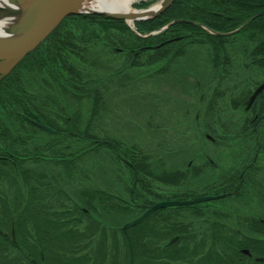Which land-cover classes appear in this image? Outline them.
Instances as JSON below:
<instances>
[{
    "label": "trees",
    "instance_id": "trees-1",
    "mask_svg": "<svg viewBox=\"0 0 264 264\" xmlns=\"http://www.w3.org/2000/svg\"><path fill=\"white\" fill-rule=\"evenodd\" d=\"M199 1L202 3H198ZM150 2L151 0L145 3L142 2L137 6L144 7ZM263 8L264 0H175L159 16L134 23V27L139 34H146L160 28L169 21H174L166 31L147 37L138 36L121 19L103 15L75 14L67 18H78V20H82L80 22L82 24L77 22L72 24L71 22L69 27L66 25L67 21L60 22L45 41L40 44V49L44 47V50H40L38 47L26 55L12 69L14 71L0 81V264H32L31 260L38 264H85L86 261H90L91 264H103L102 260L100 262L94 257L87 246L91 245L90 240L92 238V240L99 242V247L95 251L102 249L104 252L105 245L109 244L105 242V238L111 237L112 234L118 240L117 232L122 238L124 259L128 261L127 241L120 225L136 217L157 200H186L193 195L191 192H182L174 193L168 197L159 195L156 198L157 193L150 191L152 188L151 182H162L176 186L183 181L184 172L179 169L155 172L150 165V155L144 153L141 148L135 144L126 148L124 145L125 137L117 139L105 132L100 134L99 131H96L95 127L97 125L94 124L98 122L100 113L104 109L102 103L103 100L105 101L104 89L106 83L115 75L114 73L112 76H108L109 71L107 69L113 68L114 65L112 66L109 60L108 62L101 61L100 49H97L94 45H92V47L94 46L93 53L97 56L92 54L90 59L82 56V53L88 50L87 41L89 42L93 36L89 37L88 40H81V31L78 34L75 30H69L70 28H81L82 25V28H85L83 30L84 34L94 31V29L96 34L98 31L107 30L105 31L107 35L99 37L98 34L93 39L99 37L97 43L100 42V46L105 45L111 53L123 54L125 52L122 55L124 59L122 67L127 69L151 66L162 59H167L169 56L173 60L175 58L183 60L189 54L188 51L191 46L198 45L202 41H210L215 45H211L214 47V49H211L216 54L220 51L217 60L226 65L222 68L218 79L220 81L231 76L234 65L232 61L235 62V60L232 56L234 53L231 52V57L229 55L230 52L228 51L231 50L233 45L228 41L233 39L238 40L236 44L237 51L241 55V64H236L240 65L243 70L253 69L254 71L264 72V12L254 17L235 33L229 35L212 34L206 31L203 26L216 32L225 33L237 28L248 20L253 13ZM63 25L64 27L61 28ZM90 25L95 28L90 30ZM168 35L170 36L168 37ZM184 40L186 42L180 45L177 50L173 47L174 45L171 46ZM225 41L229 43L228 46L231 48L225 46L222 48ZM161 44L163 45L161 46ZM216 48H218V51L215 50ZM77 58L95 65L91 66L89 64L85 68L82 66L83 64H77ZM27 62L38 65L40 69L50 75H56L53 72L57 70L61 82L64 79L63 76L67 75L65 85L68 84V89L75 93V97L71 98L77 99L79 106L84 101L89 102L88 117L81 129H77L76 124H73L71 113L67 112L68 109L64 111V106L61 110L67 112L65 116H62V121L65 124L64 128H58L44 112L39 110L41 109L40 105L35 104V98L31 91L23 87L21 81H17V75H14L18 70L17 68L29 66ZM163 69H158V71ZM150 76L153 78L157 76V70L151 72L148 77ZM132 81L131 78L126 83L119 80L112 82V85L109 84L108 87L110 89L114 85V89L122 88L132 83ZM250 91L246 89L244 94L247 96ZM217 94L220 93L217 92ZM263 95L262 92L256 98L257 101L255 100L251 109L257 118L263 112ZM219 99L211 96L204 99L207 113L205 116L209 115L211 122H214L213 115L218 109ZM230 104L233 108H237L241 102L240 100L237 103L232 101ZM65 108L67 107L65 106ZM255 120L253 119L252 122L248 118L247 122H243L239 126H253ZM207 121L210 122L208 119ZM39 124L46 125L54 132H47ZM147 127V130H149V124ZM207 129L210 131L208 140L216 144L219 135L214 133L210 127H207ZM100 130L103 131V129ZM41 134L49 137L41 138ZM101 151L105 152L107 158L113 160L112 164L117 162L121 167L129 169L133 194L129 196L131 197L129 201L117 192L112 191L110 183L106 185L107 187L99 188L81 181L83 178L78 174L77 162L81 166V161L88 160V156ZM256 152H259V150L257 149ZM107 166V172L111 174V165ZM114 172L112 168V173L114 174ZM61 173L67 174L70 178H75L78 182L74 190L77 193L74 194L72 191L71 198L67 202L58 193V188H61V186L57 185L60 181L64 183V180L60 178ZM217 183H215L216 187H218ZM229 187L218 192L227 194L229 193ZM52 190L57 191L56 195L60 197L59 205L62 204L63 207L66 203L65 206L70 210L66 209L64 212L73 215L72 220L76 224L69 225L68 222L71 220H66L67 216L61 222L58 217L60 213L57 212H54V215H57L55 220L45 215L43 207H47L45 205H48V203L44 200L50 198L48 193ZM65 192H69V190L65 189ZM54 195L51 197H54ZM37 196L42 199L38 200L37 198L34 203L33 200ZM150 198H153V200H150ZM221 198L219 197V200ZM69 202L72 206L69 205ZM139 203L143 205L140 209L137 208ZM175 208L176 210H170L168 213L170 215L168 218L173 221L184 219L185 214L179 212L180 208L197 210L199 205H180ZM163 209L152 212V215L156 213L153 218L151 217L152 219L148 217L127 229L132 247L133 264H178L179 261H188V258L184 256L182 243L187 239L186 233L190 229L189 223L185 226V229L187 227L186 232H183L182 223L178 224L181 227L176 226V236H170L171 238L166 241V245L158 238H151L149 235L150 229L155 227L153 223L162 221L159 220L160 218L157 220V216L161 214L157 213ZM35 214H39V216H35ZM30 217H33V219ZM149 220L154 221L150 223ZM143 223H148L149 228L145 234L141 233ZM250 223L252 231L259 233L256 238L251 239L256 250H250L264 255V238H261L264 236L261 233L264 229V221L263 219H253ZM165 233L169 234V227L166 228ZM31 236L32 241H30ZM62 236H66V238L64 239ZM83 238L85 239L82 240ZM65 240H68V242ZM76 240L79 244L78 249L73 253L75 256L71 258L68 247L76 244ZM248 247H251L249 243L242 244L239 248L248 249L249 251ZM54 253L59 255L57 256ZM239 254L247 257L244 253ZM215 255L220 256L219 253H215ZM219 263L264 264V257L262 256L258 262L238 263V260L234 257L227 255L226 258L221 257ZM105 264H113V262L110 260ZM209 264L211 263L209 262Z\"/></svg>",
    "mask_w": 264,
    "mask_h": 264
},
{
    "label": "rangeland",
    "instance_id": "rangeland-1",
    "mask_svg": "<svg viewBox=\"0 0 264 264\" xmlns=\"http://www.w3.org/2000/svg\"><path fill=\"white\" fill-rule=\"evenodd\" d=\"M145 1L149 2L150 0H134L132 8H135L138 3H145ZM152 1L148 6L156 3L158 0ZM86 2L87 0H83L84 4ZM198 3L202 2L199 1ZM263 10L264 8L260 11ZM63 21H67V24H65L69 27V23L71 22L72 24L82 22L78 18L66 19L65 17L60 22ZM89 28L92 30L95 27L90 25ZM84 29L81 25V28H70L69 30H75L78 34L81 31V40H88L91 36L94 38L98 34L99 37L107 35V32H105L107 30L103 32L98 31L96 34V30L94 29V31H89L90 34H84ZM166 29L162 32L166 31ZM235 29L227 33L232 34ZM205 30L211 31L210 29ZM46 38L25 54V56L38 47L40 49V44ZM93 38L89 42L87 41L88 50L82 53V56H86L88 59L92 58L91 55L95 54L93 53V47L96 46L97 49H100V54H102L100 60L107 62L109 60L112 66L114 65L113 68L107 69L110 72H108V76H112L115 73L114 77L108 80L104 89L105 101L103 100L102 103V108L104 109L100 113L98 122L94 124L97 125L95 127L96 131H99L100 134L105 132L117 139L125 137L124 145L126 148L132 144L141 148L144 153L150 155V165L155 172L171 171L174 169L184 172L183 181L176 186L167 185L162 182H151L152 188L150 191L157 193L156 198L159 195L168 197L174 193L182 192H191L193 193L192 196L206 194L213 198L217 196L222 197L220 200L218 198L197 203L199 205L197 210L190 208L178 209L180 213L185 214V217L182 220L176 218L177 221L168 218L170 216L168 213L170 210H176L175 207L179 205L162 208L163 210L157 213H161L157 216V220L160 218L159 220L162 221L153 223L155 227L150 229L149 233L151 238H158L166 245L167 240L176 236L175 228L178 224L182 223L183 232H186L187 227L185 229V226L189 223L190 229L186 233L187 239L182 243L184 256L188 258V261L183 259L184 261H179L178 264H209V262L211 264H220L221 257L226 258L227 255L234 257L238 260V263L260 261L264 255L252 251L256 249L253 246L254 243L251 242V239L256 238L259 233L252 231L250 222L253 219H263L264 221V107L262 108L263 112H261V115H258L259 118L253 123V126L243 125L244 127H240L239 125L247 122L248 118L250 119L254 115L252 110L250 112V110L245 109V104L248 95L264 80V72L259 70L254 71L253 69L243 70L240 65L236 64H241V55L237 51L238 47L236 44L238 40L234 39L228 41L233 45L232 48L228 46L229 43L227 41L222 44V48L224 46L231 48L228 52H230V57L232 55L231 52L234 53L232 56H234L235 62L232 61L234 65L231 70V76L219 81L222 68L226 65L217 60V55L220 51L216 54L213 50V46L215 45L210 41H202L198 45L191 46V49L188 51L189 54L183 60L176 58V60H173L169 56L167 59H162L151 66L127 69L126 67H122L124 65L122 55L125 52L123 54L111 53L105 45L100 46V42L97 43L98 38ZM185 42V40L179 41L176 45L174 43L171 46L174 45L173 47L177 50ZM163 44L165 43L163 42ZM92 45L94 46L92 47ZM40 50H44V47ZM215 50L218 51V48ZM77 59V64H83L82 66L85 68L89 64L91 66L95 65L89 61ZM27 64L29 66L17 68L18 70H16L14 75H17V81H21L23 87L31 91L35 98V104L40 105L41 109L39 110L44 112L58 128H64L65 124L62 121V116H65L69 112L71 113L70 116L73 124H76L77 129H81L88 117L90 104L84 101L79 106L78 100L71 98L75 97V93L68 89V84L67 86L65 85L68 78L67 75L63 76L64 79L61 82L57 75V70L53 72L56 75H50L46 71H43V69H40L38 65L30 62H27ZM4 66V61H0V71L5 69L6 66ZM12 69L13 67L5 76L10 72L12 73L14 71ZM158 69L163 70L158 71ZM156 70L157 76H154V78L148 77L151 72ZM4 77H1L0 81ZM248 77L250 79H247ZM129 78L135 82L132 81V83L122 88L114 89V85L110 89L108 87L109 84L112 85V82L114 83L119 80L126 83ZM246 89L251 90L247 96L244 94ZM217 92L220 94H217ZM262 92L264 93V89ZM210 96L220 98V101L217 103L218 109L213 115L214 122H211L209 115L205 116L207 113L205 108L206 101L204 99H208ZM258 96L256 95V98ZM239 100L241 104L237 108H233L230 102L237 103ZM63 106L64 111L68 109L67 112L61 111ZM148 124L149 130H147ZM39 125L41 126L42 124ZM207 127H210L214 133L219 135L216 144L208 140L210 131ZM100 129H103V131ZM40 137L49 136L41 134ZM257 149L259 152H256ZM112 163L113 160L109 159V157L107 158L105 152L101 151L95 155L88 156V160L81 161V166L80 164L78 165V162L76 165L79 167L78 174L83 178L82 182L98 186L99 188L107 187L106 185L110 183L112 191L117 192V194L129 201L131 198L129 196L133 195L130 171L128 168L121 167L117 162ZM107 165H111V174L107 172ZM77 167L75 168L76 170ZM112 168L115 171L114 174L112 173ZM61 174L60 178L64 180V183L60 181L57 185L61 186V188H58V193L67 202L71 198L70 194L74 192L75 185L78 182L75 178L67 176V174ZM216 182H218V187L215 186ZM228 186H230L228 189L229 193L218 192L222 189H227ZM65 189H68L70 193H64ZM56 192L52 190V192L48 193L50 198L44 200L48 203V205H45L47 207H43L45 215L55 220L57 215H54V212H57L60 213L58 217L61 222L67 216L66 220H71L68 222L69 225L76 224L72 220L73 215L65 214L64 212L66 209L70 210L65 206L66 203L63 207L62 204H58L60 197L56 195ZM76 193L75 191L74 194ZM53 195L54 197H51ZM37 198L38 200L42 199L40 196H37L33 200L34 203ZM150 200H153V198H150ZM157 201L160 202V200ZM69 205L72 206L71 202H69ZM142 207L141 203H139V207L137 206L139 209ZM152 212H149L141 221L148 217L153 218L156 213L152 215ZM141 213L136 215V217ZM35 216H39V214H35ZM134 218L126 222H130ZM153 221L149 220L150 223ZM124 223L120 225L121 230ZM143 225L141 233L145 234L149 229L148 223H143ZM178 226L181 227V225ZM167 227H169L168 235L165 233ZM261 233L264 235V229H262ZM117 236L121 239L120 241L112 234L111 237L105 238V242L109 244L104 243L106 244L104 252L102 249L95 251L99 247V242L94 239L92 240V238L90 240L91 245L87 247H89V251L93 253L94 257L100 262L102 260L103 264L110 260L113 264H126V262L127 264H130V262L133 264L131 242L132 257L130 259L129 245L127 243V261L124 259L122 238L118 232ZM63 238L65 239L66 236ZM261 238H264V236ZM65 241L68 242V240ZM248 243L251 247H248L249 251L247 249V253H244V248L239 247L242 244ZM78 245L76 240V244L68 247L71 258L75 256L73 253L78 249ZM108 245H110L109 249ZM215 253H219L220 256L217 257ZM239 253H244L247 257H243ZM54 254L59 255L57 253ZM104 256L105 258H103ZM85 264L91 263L90 261H86Z\"/></svg>",
    "mask_w": 264,
    "mask_h": 264
},
{
    "label": "water",
    "instance_id": "water-1",
    "mask_svg": "<svg viewBox=\"0 0 264 264\" xmlns=\"http://www.w3.org/2000/svg\"><path fill=\"white\" fill-rule=\"evenodd\" d=\"M79 0H42L35 8H33L26 16L24 21L17 27L13 28L12 33L14 36L18 37L16 40L11 41L9 43L0 44V61H4L5 69L0 71V78L4 77L9 70L16 65L28 52H30L37 44H39L60 22L61 19L66 17L69 14L73 13H95V14H104L106 16H110L113 18H120L127 20L129 17L125 13L120 14H108L104 11L97 10H76L75 4ZM173 0H167L166 3L159 7L156 11H154L151 15H144L140 17H135L133 20H145L148 18H152L160 14L167 6L172 3ZM264 12L259 11L256 12L248 21H250L255 16ZM247 21V22H248ZM245 22V23H247ZM264 88V80L261 82L250 95L247 105L253 101L254 97ZM247 106V107H248ZM44 129L51 131V129L42 126ZM213 198L212 196H198L193 197L187 200H164L160 202H156L147 208L141 215L132 219L130 222L124 223L122 226V230L125 233L127 243L129 245V254L130 259L131 255V247L128 234L126 229L138 223L143 218H145L149 212L168 205H188L195 202L208 200ZM131 261V260H130ZM131 264V262H130Z\"/></svg>",
    "mask_w": 264,
    "mask_h": 264
},
{
    "label": "bare ground",
    "instance_id": "bare-ground-1",
    "mask_svg": "<svg viewBox=\"0 0 264 264\" xmlns=\"http://www.w3.org/2000/svg\"><path fill=\"white\" fill-rule=\"evenodd\" d=\"M42 0H0V44L16 40L12 30L17 28L25 19V16L35 8ZM167 0H159L146 9L136 10L132 8L134 0H83L77 1L76 10H97L108 14L125 13L129 17L127 22L131 23L133 18L144 15H151ZM14 28V29H13Z\"/></svg>",
    "mask_w": 264,
    "mask_h": 264
},
{
    "label": "flooded vegetation",
    "instance_id": "flooded-vegetation-1",
    "mask_svg": "<svg viewBox=\"0 0 264 264\" xmlns=\"http://www.w3.org/2000/svg\"><path fill=\"white\" fill-rule=\"evenodd\" d=\"M252 109V108H251ZM251 112V111H250ZM256 113V112H255ZM250 115H252L251 113H249ZM256 114H254V115H252V118L251 119H249V121H252L253 119H258L256 116H255ZM256 120H255V122H256ZM253 122V121H252ZM254 122V123H255ZM248 124V123H247Z\"/></svg>",
    "mask_w": 264,
    "mask_h": 264
}]
</instances>
